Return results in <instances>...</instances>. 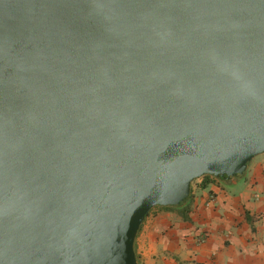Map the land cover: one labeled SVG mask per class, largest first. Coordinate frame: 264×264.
<instances>
[{
    "label": "water",
    "instance_id": "water-1",
    "mask_svg": "<svg viewBox=\"0 0 264 264\" xmlns=\"http://www.w3.org/2000/svg\"><path fill=\"white\" fill-rule=\"evenodd\" d=\"M262 153L264 0H0V264H139Z\"/></svg>",
    "mask_w": 264,
    "mask_h": 264
},
{
    "label": "crops",
    "instance_id": "crops-1",
    "mask_svg": "<svg viewBox=\"0 0 264 264\" xmlns=\"http://www.w3.org/2000/svg\"><path fill=\"white\" fill-rule=\"evenodd\" d=\"M190 195L188 219L151 210L135 240L139 264H264V153L231 181L198 178Z\"/></svg>",
    "mask_w": 264,
    "mask_h": 264
},
{
    "label": "trees",
    "instance_id": "trees-1",
    "mask_svg": "<svg viewBox=\"0 0 264 264\" xmlns=\"http://www.w3.org/2000/svg\"><path fill=\"white\" fill-rule=\"evenodd\" d=\"M213 179L216 180L217 178L210 176V175H205L202 177V184L204 185ZM190 200H191V195L189 196V198L187 200H185L183 203H181L178 206H165L164 208L177 210V211H179V213H181L183 215V217L188 219L190 211H191ZM247 218H249V214H247Z\"/></svg>",
    "mask_w": 264,
    "mask_h": 264
},
{
    "label": "built area",
    "instance_id": "built-area-1",
    "mask_svg": "<svg viewBox=\"0 0 264 264\" xmlns=\"http://www.w3.org/2000/svg\"><path fill=\"white\" fill-rule=\"evenodd\" d=\"M201 240H205V237H204V235H203V234L201 235Z\"/></svg>",
    "mask_w": 264,
    "mask_h": 264
}]
</instances>
